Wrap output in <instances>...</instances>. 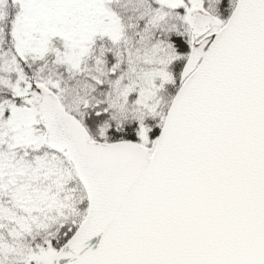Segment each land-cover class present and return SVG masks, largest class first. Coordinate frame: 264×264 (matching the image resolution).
Instances as JSON below:
<instances>
[{"label": "snow or ice", "instance_id": "snow-or-ice-1", "mask_svg": "<svg viewBox=\"0 0 264 264\" xmlns=\"http://www.w3.org/2000/svg\"><path fill=\"white\" fill-rule=\"evenodd\" d=\"M0 264H264V0H0Z\"/></svg>", "mask_w": 264, "mask_h": 264}]
</instances>
